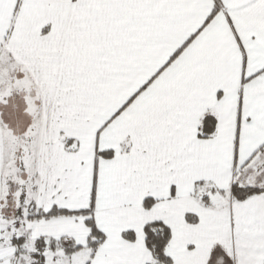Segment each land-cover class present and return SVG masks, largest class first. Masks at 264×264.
Returning <instances> with one entry per match:
<instances>
[{
    "label": "snow or ice",
    "instance_id": "1",
    "mask_svg": "<svg viewBox=\"0 0 264 264\" xmlns=\"http://www.w3.org/2000/svg\"><path fill=\"white\" fill-rule=\"evenodd\" d=\"M0 264H264V0H0Z\"/></svg>",
    "mask_w": 264,
    "mask_h": 264
}]
</instances>
